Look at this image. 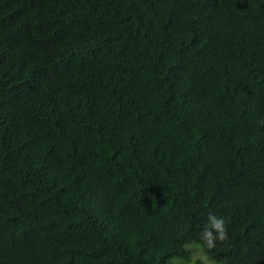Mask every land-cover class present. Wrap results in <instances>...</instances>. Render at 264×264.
<instances>
[{
  "label": "trees",
  "instance_id": "1",
  "mask_svg": "<svg viewBox=\"0 0 264 264\" xmlns=\"http://www.w3.org/2000/svg\"><path fill=\"white\" fill-rule=\"evenodd\" d=\"M194 247L264 264V0H0V264Z\"/></svg>",
  "mask_w": 264,
  "mask_h": 264
},
{
  "label": "clouds",
  "instance_id": "2",
  "mask_svg": "<svg viewBox=\"0 0 264 264\" xmlns=\"http://www.w3.org/2000/svg\"><path fill=\"white\" fill-rule=\"evenodd\" d=\"M208 219L210 222V227L205 229L202 237L206 246L211 249L215 246L216 239L223 241L227 239V235L224 221L222 219H218L216 216L211 214L209 215Z\"/></svg>",
  "mask_w": 264,
  "mask_h": 264
},
{
  "label": "rangeland",
  "instance_id": "3",
  "mask_svg": "<svg viewBox=\"0 0 264 264\" xmlns=\"http://www.w3.org/2000/svg\"><path fill=\"white\" fill-rule=\"evenodd\" d=\"M191 257H192V261L195 260L196 258H201L202 260H204L206 262V264H218V263L212 261L211 259H209L203 253V251L200 247H194V249H191ZM191 262H185V264H192Z\"/></svg>",
  "mask_w": 264,
  "mask_h": 264
}]
</instances>
